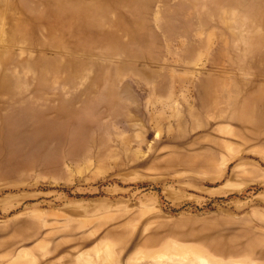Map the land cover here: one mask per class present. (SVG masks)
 <instances>
[{"label": "rangeland", "instance_id": "1", "mask_svg": "<svg viewBox=\"0 0 264 264\" xmlns=\"http://www.w3.org/2000/svg\"><path fill=\"white\" fill-rule=\"evenodd\" d=\"M0 264H264V0H0Z\"/></svg>", "mask_w": 264, "mask_h": 264}, {"label": "bare ground", "instance_id": "2", "mask_svg": "<svg viewBox=\"0 0 264 264\" xmlns=\"http://www.w3.org/2000/svg\"><path fill=\"white\" fill-rule=\"evenodd\" d=\"M191 101V100H190ZM261 153V152H260Z\"/></svg>", "mask_w": 264, "mask_h": 264}]
</instances>
